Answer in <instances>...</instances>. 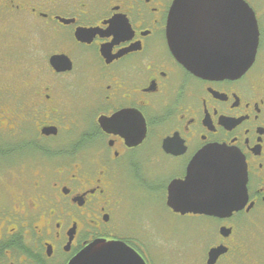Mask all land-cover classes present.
I'll return each instance as SVG.
<instances>
[{"label": "flooded vegetation", "instance_id": "1", "mask_svg": "<svg viewBox=\"0 0 264 264\" xmlns=\"http://www.w3.org/2000/svg\"><path fill=\"white\" fill-rule=\"evenodd\" d=\"M243 1L254 61L220 78L175 57L174 0H0V264H69L97 239L144 264H264V0ZM216 146L245 168L241 206L173 210L169 185ZM158 208L196 231L160 241Z\"/></svg>", "mask_w": 264, "mask_h": 264}, {"label": "water", "instance_id": "2", "mask_svg": "<svg viewBox=\"0 0 264 264\" xmlns=\"http://www.w3.org/2000/svg\"><path fill=\"white\" fill-rule=\"evenodd\" d=\"M174 0L167 34L177 59L195 75L230 77L242 74L254 61L258 28L243 0ZM204 24H214L205 30ZM209 33V36H205ZM245 168L235 152L210 147L196 155L185 179L168 188V204L178 212L220 215L241 206L245 196ZM69 264H144L120 241L97 239Z\"/></svg>", "mask_w": 264, "mask_h": 264}, {"label": "rangeland", "instance_id": "3", "mask_svg": "<svg viewBox=\"0 0 264 264\" xmlns=\"http://www.w3.org/2000/svg\"><path fill=\"white\" fill-rule=\"evenodd\" d=\"M262 22H264V14L259 16ZM151 220L153 221V228L156 231H161L162 237L158 238L160 241L165 242L168 245H172L175 242L176 237H186L191 236L196 231L195 225L199 221H194L191 219H186L182 221V218H171L168 216L165 209L158 208L151 215ZM180 225L181 227H175ZM183 242V239H179ZM164 253L167 254L165 246L161 249Z\"/></svg>", "mask_w": 264, "mask_h": 264}]
</instances>
